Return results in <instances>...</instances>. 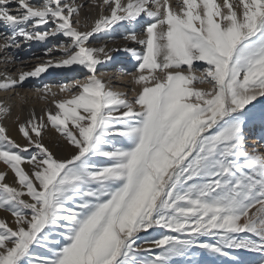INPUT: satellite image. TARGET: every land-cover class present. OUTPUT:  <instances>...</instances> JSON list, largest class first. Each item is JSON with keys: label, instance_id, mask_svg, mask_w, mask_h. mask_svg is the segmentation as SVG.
<instances>
[{"label": "snow or ice", "instance_id": "6c2138e0", "mask_svg": "<svg viewBox=\"0 0 264 264\" xmlns=\"http://www.w3.org/2000/svg\"><path fill=\"white\" fill-rule=\"evenodd\" d=\"M91 4L98 17L82 23V0H0L6 66L21 63L23 44L51 45L31 70L0 72V90L49 69L83 74L35 89L55 110L19 124L23 146L0 123V162L17 185L0 171V209L16 225L0 219V264H200L201 250L264 264V151L248 145L252 124L264 125V0ZM101 35L113 46H95ZM125 54L136 62L124 73L139 87L132 99L98 68ZM49 126L69 157L42 142Z\"/></svg>", "mask_w": 264, "mask_h": 264}, {"label": "bare ground", "instance_id": "6f19581e", "mask_svg": "<svg viewBox=\"0 0 264 264\" xmlns=\"http://www.w3.org/2000/svg\"><path fill=\"white\" fill-rule=\"evenodd\" d=\"M33 2H39V0H33ZM78 2H81V0H78ZM85 7L82 10V23L83 22H91L92 19H95L98 17L99 9L95 8L91 4V0H82ZM171 3H175V0H170ZM218 2L222 3V0H218ZM232 3H237L238 0H230ZM94 9V10H93ZM90 17L91 19H86ZM0 32H4L6 34L10 33V30L7 29L5 26L0 24ZM112 37L115 38V41L117 44H123L124 42L121 40V36L123 35L122 31L113 32ZM2 42V41H0ZM107 42L109 47H112L113 44L110 40H108L107 37L100 36L98 39L94 41L95 46H99L100 44H103ZM51 46L50 43H42V42H32L30 45L23 44L21 49L17 50L15 52V56L18 58V60L21 63L16 64H9L5 65L3 63L2 57L3 53H0V72H7L8 74H11L13 76H18V69L23 70H31L34 68L38 63L41 61L36 59V56H42L43 51L45 48ZM129 46H135L129 44ZM58 55V54H57ZM123 61H128L132 66L136 64L134 60L131 59L130 55L125 54L122 57ZM110 64V63H109ZM108 65L104 67L98 66V68L101 69V71H109L107 68ZM108 76H104L103 79L105 81H109L110 77L112 78H118L120 84L122 85H111V83H118L117 80L111 79L110 80V86H113L115 91H121L126 92L130 99L134 98V93L132 92V89L135 88L137 91H139V87L132 83V79L130 76L124 75L123 72H121L119 69L112 74L111 72H108ZM53 74L62 76V79L64 83L68 82L70 78L77 77V73H67L60 69H49L47 73L42 74L39 78H28L22 87H17L16 89L12 91H4L0 90V106H10V112L7 116H0V123H2L6 129L7 134L11 136L12 139H14L17 143L24 145L27 143L23 135L19 132V124L26 122L28 119H30L33 112L39 117L41 115L45 114V110L51 108L53 111L55 110L54 105H52V96L49 94L46 99H40L41 95L43 93H37L35 91L36 88L29 89L30 82L31 81H37L34 86H40L42 83L48 81V79L53 76ZM83 76V75H82ZM2 79V77H0ZM57 81V80H56ZM62 81V80H61ZM41 87V86H40ZM37 87V88H40ZM126 87H128V90H126ZM53 92H57L58 95L56 98L61 97L64 98L68 95V93H59V89L55 87V89H52ZM16 93H19V96L16 95ZM23 97V99H21ZM19 117V119H17ZM47 117L45 116V120ZM50 135L53 136L54 133L49 129V127L46 130H42V135ZM2 170V168H1Z\"/></svg>", "mask_w": 264, "mask_h": 264}, {"label": "rangeland", "instance_id": "374dc122", "mask_svg": "<svg viewBox=\"0 0 264 264\" xmlns=\"http://www.w3.org/2000/svg\"><path fill=\"white\" fill-rule=\"evenodd\" d=\"M198 63H202V62H198ZM107 68H109L108 72L112 71V74H114V72L118 69L123 73L135 71V66L134 65L132 66L128 61H123L122 63L115 64V65L108 64ZM198 74L199 73H197V75ZM82 75H83L82 73H77L76 78H82L83 77ZM111 79H115L118 81V83H111V85H115V86L122 85V84H120L121 81H119L118 78L115 77V78H111ZM36 83H38V82L37 81H31L29 84L30 85L29 89L37 88L40 86L43 87L45 84L58 85V84L64 83V81L62 79V76L53 74V76H51L48 79V81L42 83V85H40V86L38 85L35 87L34 85ZM197 87L207 88L208 85H197ZM52 89H55V87H53ZM126 90H128V87H126ZM59 96L56 99H61V97H59ZM258 100H259V104L257 105V110L264 107V98H258ZM49 129L52 131V133H54L53 136H50L48 134L42 135V142L46 146H48L50 148V150H52L58 157H61V158L69 157L72 154V152L74 151V148L72 146L68 145L64 141V139L54 129L51 128V126H49ZM248 145L250 148L252 146H255L260 151H264V125H262L260 123L259 119H257L252 124V126L250 127V129L248 131ZM32 151H33L32 149H29V153H31ZM25 155H28V154L26 153ZM22 167H24L26 170H30V166L27 164L22 165ZM1 168H2V170H1ZM0 171H7V175L5 177L6 182L13 184V186H17V185H15L14 174L11 172L10 169H6V166L2 162H0ZM22 198L28 199L27 196H24ZM253 211H254V209H253ZM0 219L5 220V222L8 223L10 227H13V228L16 227V225L14 223V218L11 216V213L6 212L3 209H0ZM144 246L147 247V245H144ZM34 251L36 253H39L40 255L46 254L44 252V250L40 249V248H35ZM234 254L238 255L241 258V260H244V261L258 259V257H256L255 254L244 252V251L234 253ZM199 262H200V264H233V262L228 258L215 257V256L208 254L207 252L202 251V250L199 252ZM173 264H190V262H185L184 260H175L173 262Z\"/></svg>", "mask_w": 264, "mask_h": 264}]
</instances>
